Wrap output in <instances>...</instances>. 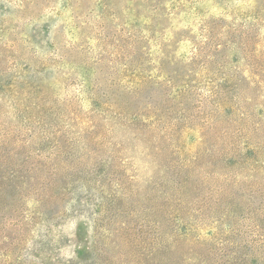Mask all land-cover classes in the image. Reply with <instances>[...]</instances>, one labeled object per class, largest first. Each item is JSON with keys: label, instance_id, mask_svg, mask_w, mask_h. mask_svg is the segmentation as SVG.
<instances>
[{"label": "rangeland", "instance_id": "obj_1", "mask_svg": "<svg viewBox=\"0 0 264 264\" xmlns=\"http://www.w3.org/2000/svg\"><path fill=\"white\" fill-rule=\"evenodd\" d=\"M0 264H264V0H0Z\"/></svg>", "mask_w": 264, "mask_h": 264}]
</instances>
